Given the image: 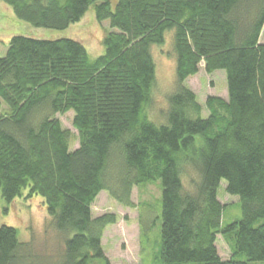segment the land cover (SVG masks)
<instances>
[{
	"label": "trees",
	"instance_id": "1",
	"mask_svg": "<svg viewBox=\"0 0 264 264\" xmlns=\"http://www.w3.org/2000/svg\"><path fill=\"white\" fill-rule=\"evenodd\" d=\"M0 1L36 28L67 29L91 6L98 22L110 21L95 59L82 41L26 35L9 38L0 56L1 196L11 205L42 197L62 245L41 255L16 227L0 224V264H112L102 242L118 215L94 217L93 203L106 191L134 208V188L155 182L161 214L143 225L161 222L159 252L147 264L264 262V0ZM168 41L177 80L158 124L146 109L157 76L153 49ZM202 62L209 74L225 71L227 98L203 104L189 87ZM69 111L77 148L56 117ZM222 180L243 214L227 224ZM143 206L142 216L153 215V204ZM219 234L229 258L219 253Z\"/></svg>",
	"mask_w": 264,
	"mask_h": 264
},
{
	"label": "rangeland",
	"instance_id": "2",
	"mask_svg": "<svg viewBox=\"0 0 264 264\" xmlns=\"http://www.w3.org/2000/svg\"><path fill=\"white\" fill-rule=\"evenodd\" d=\"M116 2L117 0L112 1L113 7ZM109 25V20L101 23L96 20L94 7L91 6L79 23L72 24L67 29L36 28L20 20L10 6L0 1V56L6 54L9 38L14 35H26L38 39L72 38L82 41L88 46L89 49H87L91 58L95 59L105 52L102 40L104 34L108 29L110 30ZM168 37H172V34L168 33L166 38ZM261 42L264 43V29ZM153 51L157 63V76L152 102L146 108L147 116L158 124H164L166 118H164L163 113L167 111V96L173 91L177 80L176 57L174 58L173 46L169 41L162 47L154 48ZM187 84L203 104L209 96L222 98L228 96L225 71L219 70L209 74L205 70L204 62L200 64L199 72L187 79ZM1 108L7 110L6 104L2 103ZM205 111L206 114H209L207 108ZM56 117L61 120L63 128L70 131L71 146L73 148L79 147V133L73 124L74 112L57 114ZM185 184L189 186V178L185 179ZM226 186L227 181L222 180L218 189L219 200L225 205L224 224L243 216L239 197L228 194ZM161 195L160 184L155 182L145 187L134 188L132 194V199L136 204L134 208L120 205L106 191L101 192L96 198L92 205L94 217L108 212L118 215L117 223L108 226L104 231L102 242L105 254L112 264H147L156 261L159 249L154 241L157 238L160 239L161 222L157 228L150 229H148L149 227L145 228L143 222L147 221V225H151L154 215L156 213L161 214V201L159 200ZM41 199L42 197L24 200L22 197L16 199L11 205L3 200L0 191V224L16 227L19 230L21 240L24 242L32 241L37 253L44 256L54 255L62 250V245L57 237V232L50 227V217L47 215L43 199ZM143 203H151L155 206L153 215L146 211L145 216H142V212L145 211ZM217 237L220 255L223 258H229L231 250L228 243L221 234ZM241 258L246 260L245 256H241ZM249 264H264V262H249Z\"/></svg>",
	"mask_w": 264,
	"mask_h": 264
},
{
	"label": "crops",
	"instance_id": "3",
	"mask_svg": "<svg viewBox=\"0 0 264 264\" xmlns=\"http://www.w3.org/2000/svg\"><path fill=\"white\" fill-rule=\"evenodd\" d=\"M228 97V96H227Z\"/></svg>",
	"mask_w": 264,
	"mask_h": 264
}]
</instances>
